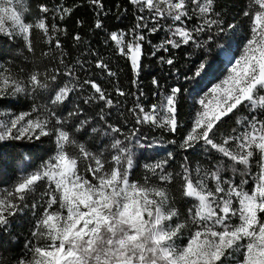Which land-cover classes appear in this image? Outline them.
Listing matches in <instances>:
<instances>
[{"label":"snow or ice","instance_id":"6c2138e0","mask_svg":"<svg viewBox=\"0 0 264 264\" xmlns=\"http://www.w3.org/2000/svg\"><path fill=\"white\" fill-rule=\"evenodd\" d=\"M129 3L139 13L136 23L127 31L109 33L106 43L111 41L115 52L131 65L137 91L126 92L117 83L113 92L134 97L127 111L135 123L128 132L108 124L110 132L105 135H111L110 144L92 151L76 135L86 131L87 119L79 121L75 131L68 128V121L82 112L80 106L67 117L57 109L88 86L92 93L83 103L102 102L99 118L107 123L105 109H118L120 101L114 103L113 94L96 79L81 82L77 73L88 71V61L66 62L68 52L61 37L67 31L57 20L64 21L74 9L41 4V15L31 21L25 0H0V36L21 40L35 54L33 33L38 31L48 46L41 59L59 65L41 71L34 63L29 71L15 72L0 63V102L12 103L19 96L32 100L28 111L0 110V142L54 137L55 143L48 160L31 171L24 169L10 186L0 187V228H8L27 209L35 218L31 239L25 244L27 252L16 264H264V0H246L238 13L248 21L239 55L229 61L227 75L199 99L200 107L179 145L185 152L200 148L205 155L218 157L217 163L197 164L193 169L184 156L176 171L174 157L168 153L143 164L139 178H133L137 164L132 147L140 143L141 127L173 135L181 127V87L160 92L157 103L145 106L139 85L144 45L151 44L145 33H165L160 44L153 46L151 55L156 56L186 46L205 48L213 36L202 41V35L234 32L237 23L225 25L216 0ZM91 4L98 15L103 13L102 0H91ZM95 27L102 29L103 23L98 19ZM82 39L78 34L74 37L76 43ZM87 50L98 56L90 47ZM159 59L175 64L173 56ZM205 67L200 63L196 75ZM95 68L108 77L117 76L102 58L96 60ZM58 76L67 78L63 86L57 83ZM152 83L159 88L156 79ZM45 92L49 103H38ZM244 111L247 114L240 115ZM233 118L236 127L222 131ZM229 171L239 172V183L226 176Z\"/></svg>","mask_w":264,"mask_h":264},{"label":"trees","instance_id":"16d2710c","mask_svg":"<svg viewBox=\"0 0 264 264\" xmlns=\"http://www.w3.org/2000/svg\"><path fill=\"white\" fill-rule=\"evenodd\" d=\"M25 2L29 6L27 18L31 21H35L41 15L38 13L41 4H47L50 8L63 4L74 9L64 21L57 20L58 25L67 31V35L61 37L65 51L68 52V56L65 58L66 62L74 63L77 59L88 61L91 64L90 68L88 64H85L88 71L77 73L81 82L88 78L96 79L102 87L113 94L114 103L119 100L120 104L118 109H105L108 113L106 116L107 123H105L99 118L102 102L100 105L83 103V100L92 93V90L85 86L83 90L71 94L70 100L65 105H61L57 112L63 117H67L68 112L73 111L79 105L82 112L78 117H73L68 121L69 130L75 131V126L78 125L79 121L87 119L89 123L86 125V131L77 133V138L86 143L92 151L105 148L111 142V135H105V133L110 132L108 124L121 127L122 131L128 132L135 123L127 111L133 106L134 97L131 95L127 97L116 96L113 92L114 84L118 83L119 87L126 92L137 91L132 84L134 75L130 63L115 52L111 41L106 43V40L109 33L113 31H127L132 28L139 13L129 3V0H102L104 9L100 15L97 14V9L93 7L91 0H25ZM245 3L246 0H216V9L222 13L225 25L235 22L237 27L234 32L228 30L219 35H215L214 32L205 33L200 37L202 41L208 40L209 35L213 36L205 48L197 49L186 46L172 52L161 51L156 56H152L153 46L160 44L165 33L163 31L157 34L145 33L147 40L151 41V44L146 42L144 45L143 71L139 76V85L146 97L145 106L157 103L160 92H166L172 87H181L182 93L179 104L181 127L175 135L148 126L141 127L140 133H138L140 143H134L132 147L137 164L133 178H139L143 175V164L152 163L156 159H163L168 153H172L174 157L172 167L176 171L179 170V163L182 162L184 156L189 157L193 169L197 164L201 167H211L217 163L218 157H209L200 148L189 149L185 152L179 145L191 126L195 111L200 107L199 99L227 75L230 67L229 61L239 55L245 40L248 21L247 18L238 15V13L245 6ZM98 19L103 23L102 29L95 27ZM51 22V14H49V23ZM149 26H151V21H149ZM77 34L83 38L80 43H76L74 40ZM33 45L35 54L29 53L21 40L9 41L7 37L0 36V63L11 67L15 72H19L20 69L29 71L34 63L39 64L41 71H44L45 68L59 67L54 60L41 59V52L47 51L48 46L43 43V36L38 31L33 33ZM89 47L98 53V56L90 55L87 50ZM160 56L165 58L173 56L175 58L174 66L161 63ZM99 58L108 63L111 70L117 73L115 78L108 77L95 68L96 60ZM202 62L206 64V67L197 76L198 65ZM153 79L159 82V88L153 85ZM66 82V77L58 76L57 83L60 86ZM47 97L48 93L45 92L38 98L37 102L48 104ZM31 105V99L19 96L12 103L0 102V110L19 113L28 111ZM245 114H247L246 111L240 113V115ZM126 118L128 123H125ZM232 127H236L235 118L228 120L222 131L228 132ZM93 128L97 131L93 132ZM173 140L176 143H171ZM54 152V137H42L39 141L12 140L0 142V187L10 186L24 169L33 170L48 160ZM252 171H256L255 162H253ZM226 176L235 179L237 183L241 179L239 172L234 175L229 171ZM251 187L250 181L246 188L251 189ZM181 205H183V201H181ZM34 219L32 210L27 209L25 213L14 217L8 228H0V261L3 264H16L19 258L25 256L27 252L25 244L31 239Z\"/></svg>","mask_w":264,"mask_h":264}]
</instances>
